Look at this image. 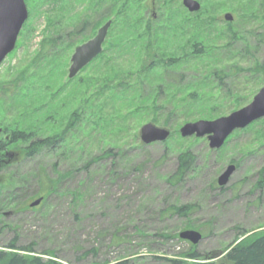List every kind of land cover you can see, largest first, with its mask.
Returning <instances> with one entry per match:
<instances>
[{
	"label": "rangeland",
	"instance_id": "rangeland-1",
	"mask_svg": "<svg viewBox=\"0 0 264 264\" xmlns=\"http://www.w3.org/2000/svg\"><path fill=\"white\" fill-rule=\"evenodd\" d=\"M25 1L29 18L15 51L0 65V142L8 144L20 131L34 138L60 136L73 113L83 117L67 132V147L59 154L32 159L23 157L21 144L7 147L1 189L11 175L16 182L33 174L54 181L58 174L71 175L60 179L62 194L41 208L3 211L0 202V251L15 243V252L30 248L44 260L52 253L62 264H192L193 253L197 260L223 263L229 248L264 231V149L242 153L253 135L237 131L212 150L207 138L180 134L187 123L244 108L264 89V0H196L199 15L190 14L183 0H130V13L146 20L147 43L157 50L142 68L133 53L138 43L128 38L124 52L122 24L113 25L104 55L74 79H69L72 55L116 20L108 7L113 0ZM227 14L233 22L225 20ZM84 22L86 30L77 33ZM125 28L129 37L133 30ZM56 40L66 49L54 59L49 42ZM45 41L46 58H38ZM171 62L180 67L165 66ZM112 67L122 75L111 81L125 78L128 84L119 104L94 96ZM147 124L169 130L170 138L145 145L140 130ZM186 150L197 155V169L182 186L170 187L165 180L177 172L178 154ZM105 152L110 156L92 162ZM233 161L237 171L221 190L219 176ZM86 163L100 171L87 173ZM42 183L47 179L32 180L29 191ZM175 205L196 208L187 219L162 216ZM190 230L202 235L197 245L180 239Z\"/></svg>",
	"mask_w": 264,
	"mask_h": 264
},
{
	"label": "trees",
	"instance_id": "trees-1",
	"mask_svg": "<svg viewBox=\"0 0 264 264\" xmlns=\"http://www.w3.org/2000/svg\"><path fill=\"white\" fill-rule=\"evenodd\" d=\"M46 2V0H42ZM135 2H133L134 4ZM132 4V5H133ZM131 7L130 0H113L111 2V9L113 13L116 16V20L113 22L114 26H119L122 24V36L124 37V45L122 50L124 52L128 51V38H133L132 42L138 43L137 47L134 50V54H137L138 63L143 68V60L147 58V56L151 55V52H155L156 49L149 47V44L147 43L150 39L149 36V27L145 25L144 18L142 16H137L135 13H130L129 8ZM112 25V27H113ZM129 26V28L133 31H131V34L129 37H126V35L129 34L128 30L125 28ZM151 30V29H150ZM74 34H71L73 36ZM48 41H45L44 44H42V50L38 54V58L45 57L44 52V45ZM61 42L54 41L49 42L50 47L53 46L54 49L51 51L52 56L54 59L56 56H59L62 54L63 50L66 48H62L60 45ZM196 43V41H195ZM60 46L59 48H57ZM72 46H70L71 49ZM121 48V47H120ZM205 48V47H204ZM152 50V51H151ZM204 49L200 50L203 51ZM43 55V56H42ZM101 54L97 59H101ZM58 58V57H57ZM59 59V58H58ZM167 59V57H165ZM172 63V62H171ZM165 66H170L174 68H179V65L175 64H169ZM58 69L61 68V65H58ZM83 72V71H82ZM122 75L120 72H116L114 68L112 67V70L108 73V79L109 80H101L99 82V87L95 91V98L100 100H107L114 101L116 104H119L124 100L125 97V91L127 89V81L125 78H121L119 80L111 81L114 77H119ZM125 76V75H124ZM121 76V77H124ZM110 96V97H108ZM193 99H195V95H190ZM157 109L161 112V110L164 109L163 105H157ZM80 117H83V113L81 116H79L76 112L73 113L70 117L67 123V126L64 130V133L60 136H53V137H42V138H34L33 133L26 132V131H20L16 132L12 138H10L8 144L6 142L2 141L0 142V165H5V161L2 162V160L5 158V152L7 151L8 146L12 145H20L21 148L20 152L24 153L23 157L28 158H36L40 155H43L44 153H57L59 154L61 150L66 148V142H67V132L75 129V127H79L82 123V120H80ZM99 120V119H98ZM84 123V122H83ZM166 125V124H165ZM241 133H251L253 135V140L245 144L242 149V153L244 154H252L253 150H257V152H261L264 149V120H260L254 124H252L249 128L246 130L239 131L238 134ZM23 144H26V147L22 146ZM23 151V152H22ZM120 155V151L118 152ZM110 156V152L103 153L100 157L94 158L92 160L93 163H98V161H101V159L105 160L107 157ZM117 156L111 157L115 159ZM178 169L177 172L167 177L165 182L170 186L174 188H178L184 184L186 179L189 177V175L193 172V169L195 168L197 155H195L192 151L186 150L182 151L180 154H178ZM233 164H238L233 161ZM58 163L54 164L55 171L57 172ZM91 164H87L83 166V169L87 171V173L90 174H96L100 170H91L90 169ZM8 167V166H7ZM100 169H103L101 166ZM197 169V168H195ZM102 171V170H101ZM105 170H103L104 172ZM39 173V172H38ZM59 178L54 181L51 178L48 177H42L40 174L33 176H25L17 179V182L14 181V176L11 175L6 184L3 185L2 189L0 188V202L2 205L3 211H6L8 209H14V208H20L23 209H31V204H28L29 200L36 201L38 199H43V202L39 206V208L48 205L51 199H53L55 196L62 194L61 187L63 186V181H68V177L71 175L70 173L67 174H58ZM39 177L42 178V181L44 179H47V183L41 185L40 190H30V184L32 183V180H38ZM60 179L63 180L62 183L60 182ZM59 180V181H58ZM257 186H261V183H259ZM224 190V189H221ZM78 191L73 192V195L77 198L78 197ZM75 201V200H74ZM38 208V207H37ZM196 206L194 205H187L183 207L178 206H172L168 208L167 210L163 211L161 214L162 216H178L182 217L184 219H187L190 217V214H192L195 211ZM35 209V208H34ZM192 212V213H191ZM192 228V226H187L185 229ZM9 250L0 251V264H62L56 260H54L52 253H45V255L49 256L50 259L44 260L43 258L36 257L34 255H31L33 251L25 248H21L23 253L21 254L18 252H15L16 245L15 243H12L9 247ZM188 257L192 260H196L197 262H194L192 264H264V231L254 233L248 237H246L241 243H238L237 245L232 246L228 249V253L226 254L225 262H208L205 260H197L199 258L198 254L193 253L188 255ZM200 259V258H199ZM175 264H186L184 262H174Z\"/></svg>",
	"mask_w": 264,
	"mask_h": 264
},
{
	"label": "water",
	"instance_id": "water-1",
	"mask_svg": "<svg viewBox=\"0 0 264 264\" xmlns=\"http://www.w3.org/2000/svg\"><path fill=\"white\" fill-rule=\"evenodd\" d=\"M183 4L192 13L201 11V4L196 0H183ZM28 18L29 12L25 0H0V65L16 49L20 33ZM225 20L232 22L234 18L227 14ZM111 25L112 23L108 22L99 30L95 38L75 50L71 58L69 79H74L102 53ZM261 119H264V89L260 90L246 107L213 121L200 120L187 123L181 128L180 134L183 138L194 136L207 138L209 147L212 150H219L235 131L246 129ZM140 134L141 141L147 146L154 143H165L171 136L169 130L152 124L144 125ZM236 171L235 165H229L219 177L218 185L221 188L226 187ZM42 202L43 199H38L31 204V208L40 206ZM180 239L197 245L202 241V235L193 230L184 231L180 234Z\"/></svg>",
	"mask_w": 264,
	"mask_h": 264
},
{
	"label": "flooded vegetation",
	"instance_id": "flooded-vegetation-1",
	"mask_svg": "<svg viewBox=\"0 0 264 264\" xmlns=\"http://www.w3.org/2000/svg\"><path fill=\"white\" fill-rule=\"evenodd\" d=\"M182 5H183V1H182ZM110 6H111V3L108 5V7H110ZM183 6H184V5H183ZM111 11H112V9H111ZM97 12H98V11H97ZM188 12H189L190 14H194V15H199V13H200V12H199V13H192V12H190V11H188ZM95 13H96V12H95ZM95 13H93V14H95ZM96 14H97V13H96ZM96 14H95V15H96ZM185 14L188 15L187 13H185ZM188 16H189V15H188ZM188 18H190V17H188ZM188 18H187V19H188ZM110 21H111V20H110ZM110 21H108V22H110ZM168 21H170V17H167L166 19L163 18V22H164V23H167ZM108 22H107V23H108ZM107 23H105L104 25H106ZM104 25H103V26H104ZM145 25L147 26V24H146V20H145ZM103 26H102V27H103ZM147 27H148V26H147ZM86 28H87V23L84 22L83 24H81V27L79 28V30H78L77 33L80 34L82 31H84V29L86 30ZM165 29L167 30V28H165ZM99 30H100V29H99ZM99 30H98V32H99ZM98 32H97V34H98ZM97 34H96V35H97ZM96 35H95V36H96ZM95 36H94V37H95ZM94 37H93V38H94ZM185 44H188V43L186 42ZM193 46L196 47L198 50L204 48V45H203V44L200 45V44H198V43H193Z\"/></svg>",
	"mask_w": 264,
	"mask_h": 264
}]
</instances>
